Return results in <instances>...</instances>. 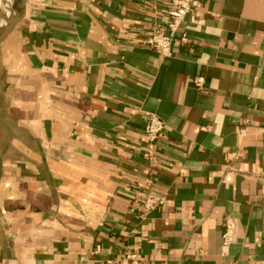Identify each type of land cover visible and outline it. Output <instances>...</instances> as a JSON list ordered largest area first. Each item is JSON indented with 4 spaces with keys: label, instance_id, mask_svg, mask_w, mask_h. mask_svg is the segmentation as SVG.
<instances>
[{
    "label": "crops",
    "instance_id": "obj_1",
    "mask_svg": "<svg viewBox=\"0 0 264 264\" xmlns=\"http://www.w3.org/2000/svg\"><path fill=\"white\" fill-rule=\"evenodd\" d=\"M19 1L0 264H264V0H198L168 57L145 44L166 0ZM150 191L164 204L141 212Z\"/></svg>",
    "mask_w": 264,
    "mask_h": 264
},
{
    "label": "built area",
    "instance_id": "obj_2",
    "mask_svg": "<svg viewBox=\"0 0 264 264\" xmlns=\"http://www.w3.org/2000/svg\"><path fill=\"white\" fill-rule=\"evenodd\" d=\"M166 7L163 9L167 20L165 24H155L150 35L146 38L145 44L154 50L161 57L171 55V45L173 34L178 29L183 18L193 12L199 4L198 0H166ZM203 78H196L194 85L200 88ZM164 129V123L156 115L147 113L144 127V135L147 143L148 153L147 161L149 170L152 172L157 166L159 157L156 154L155 144L159 134ZM164 204V198L150 191L146 194L142 204L141 212L147 213ZM139 210V211H140ZM234 221L232 218H225L223 223V233L221 235L224 246H229L233 242ZM116 264H140L139 256L136 252L129 253L123 259L118 260Z\"/></svg>",
    "mask_w": 264,
    "mask_h": 264
},
{
    "label": "rangeland",
    "instance_id": "obj_3",
    "mask_svg": "<svg viewBox=\"0 0 264 264\" xmlns=\"http://www.w3.org/2000/svg\"><path fill=\"white\" fill-rule=\"evenodd\" d=\"M19 0H11V9L9 10L8 18L12 19L18 14L17 4ZM7 26H0V35ZM3 99L0 96V167L2 163V158L4 153L9 148V142L11 138V131L13 126L6 120V117L3 112Z\"/></svg>",
    "mask_w": 264,
    "mask_h": 264
},
{
    "label": "bare ground",
    "instance_id": "obj_4",
    "mask_svg": "<svg viewBox=\"0 0 264 264\" xmlns=\"http://www.w3.org/2000/svg\"><path fill=\"white\" fill-rule=\"evenodd\" d=\"M11 9V0H0V26H10L12 20L8 18Z\"/></svg>",
    "mask_w": 264,
    "mask_h": 264
},
{
    "label": "water",
    "instance_id": "obj_5",
    "mask_svg": "<svg viewBox=\"0 0 264 264\" xmlns=\"http://www.w3.org/2000/svg\"><path fill=\"white\" fill-rule=\"evenodd\" d=\"M21 1L18 2L17 4V9L20 7ZM19 18V15L16 14V16L14 18H12V24L10 26H7L2 34L0 35V44L5 40V38L8 36V34L10 33V31L12 30V28L15 26L17 20Z\"/></svg>",
    "mask_w": 264,
    "mask_h": 264
}]
</instances>
